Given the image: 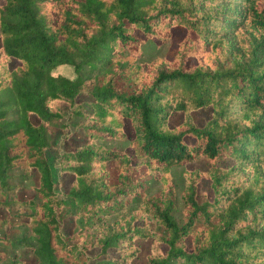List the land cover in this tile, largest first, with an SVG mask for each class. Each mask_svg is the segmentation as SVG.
Wrapping results in <instances>:
<instances>
[{
  "label": "trees",
  "instance_id": "1",
  "mask_svg": "<svg viewBox=\"0 0 264 264\" xmlns=\"http://www.w3.org/2000/svg\"><path fill=\"white\" fill-rule=\"evenodd\" d=\"M173 27L185 35L172 60H139L145 39L168 41ZM207 107L202 126L188 119ZM172 112L186 119L169 128ZM124 121L129 154L111 146ZM49 150L72 176L64 193ZM199 158L203 176L184 169ZM33 170L34 194L18 200L10 173L24 182ZM202 178L211 199L197 198ZM0 208L4 264H24L8 247L30 248L36 264H89L86 250L115 248L122 259L106 263L126 264L131 241L148 237L166 246L148 264H264V0H0Z\"/></svg>",
  "mask_w": 264,
  "mask_h": 264
},
{
  "label": "rangeland",
  "instance_id": "2",
  "mask_svg": "<svg viewBox=\"0 0 264 264\" xmlns=\"http://www.w3.org/2000/svg\"><path fill=\"white\" fill-rule=\"evenodd\" d=\"M224 10H229L232 8L229 4H223L221 6ZM185 35V29L181 27H173L171 29V37L168 41H161L158 39H152L150 41L144 40L145 43L142 47V54L139 57V60L143 61H151L155 58H165L167 60H172L175 50L177 49L180 41L183 39ZM228 41L230 42V45L233 47L234 39L233 37H228ZM194 62V60H192ZM56 71V70H55ZM56 72H60L65 74L68 77H72V69L70 67H61ZM87 97L80 95L78 97V100H86ZM211 116V109L209 107L193 110L188 114V119H190L195 125L202 126ZM186 117L182 112H172L168 118H167V126L169 128H174L178 124L182 123ZM123 131L126 133V138L121 140H114L111 142V146L114 148H117L119 150H124L127 152V154L130 153V149L127 147L128 145V138H130L133 135V130L128 121H124L123 125ZM84 140L82 134L80 131L76 133H72L69 135V138L67 140H64L60 142L59 144V150L60 151H72L74 150L75 146L78 144V142H82ZM49 164L52 171V177L53 181L55 183V190L58 193H64L66 192L71 180L72 176L68 172H64L62 174H59L58 166L56 165V159H55V153L54 150H49L47 152ZM233 164V161L231 159H223L220 162V166L223 168L229 167ZM209 167V164L203 159L199 158L197 160H194L192 162L187 163L184 166V169L186 171H197L200 173L201 176L205 173L207 168ZM181 171L182 167H173L171 169V175L174 180V183L176 185V194H177V210L173 213V216L175 217L176 221L178 223H181V209H182V201L180 199V193L183 187L182 180H181ZM20 174L17 171L11 172L10 181L13 184H16L17 191L15 193V198L18 200H27L31 196H33L34 191L32 189L33 185H37L38 183V173L34 170L32 171L31 178L27 179L24 182H20L18 179ZM19 180V181H18ZM146 191L149 194L156 193L160 189V184L156 181L150 182L146 185ZM209 198L212 197V190L208 186V182L205 179H198L197 182V198L199 200H202V198ZM7 213L4 209L0 208V219L6 218ZM27 221V220H25ZM135 225L142 226V225H149L152 230H155L154 223L152 222L146 223L144 220L139 219L136 222H134ZM72 228V220L66 219L62 225L61 231L64 235H69ZM1 232V231H0ZM4 233L15 235L19 234V230H5ZM186 245L189 246V240H186ZM7 252H12L17 257L22 260L24 264H36L37 259L33 255L30 248H24V247H16L14 249L7 248ZM166 250V246L162 243H156L155 240L152 237L148 238H135L131 241V249L130 254L126 258L125 262L126 264H148L147 258L150 256L154 251L155 253L161 252L163 253ZM82 260H86L89 264H107L106 260L109 259H117L121 260L120 253L115 248H109L107 249V252L104 255H100L99 248L94 247L91 249L86 250L83 255L80 256ZM0 264H4L3 261H0Z\"/></svg>",
  "mask_w": 264,
  "mask_h": 264
}]
</instances>
